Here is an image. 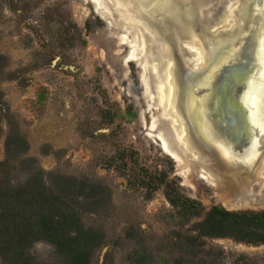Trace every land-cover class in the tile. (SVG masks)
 Listing matches in <instances>:
<instances>
[{
  "label": "rangeland",
  "instance_id": "obj_1",
  "mask_svg": "<svg viewBox=\"0 0 264 264\" xmlns=\"http://www.w3.org/2000/svg\"><path fill=\"white\" fill-rule=\"evenodd\" d=\"M96 5L0 0V179L18 186L43 171L46 184L68 196L84 225L104 232L106 243L92 264H134L136 255L146 264L149 256L151 264H264V245L230 239H201L202 254H185L186 238L202 217H180L166 199V192L172 195L167 184L205 211L264 210L258 174L264 155L256 168L227 164L231 173L203 165L187 139L183 146L182 128L171 117L160 120V88L167 98L172 90L163 85L159 62L167 56L176 67L173 57L149 38L145 72L133 56L131 22L118 21L121 28L113 29ZM221 7L205 12L208 25L216 24ZM187 52L190 65L195 56ZM17 137L26 142L23 149ZM31 252L42 264L58 261L49 243L38 242Z\"/></svg>",
  "mask_w": 264,
  "mask_h": 264
},
{
  "label": "water",
  "instance_id": "obj_2",
  "mask_svg": "<svg viewBox=\"0 0 264 264\" xmlns=\"http://www.w3.org/2000/svg\"><path fill=\"white\" fill-rule=\"evenodd\" d=\"M218 1L119 0V7L113 6V10L117 14H130L145 25L149 35L159 43L170 40L173 46L169 57H173L186 79H196L202 74L189 65L186 43L216 41L209 32L210 25L205 22V12ZM255 1L245 33L232 42L223 43L225 47L219 53L218 65L198 83L191 81L188 89L185 117L192 132L190 141L200 149L203 165L209 167L214 163L215 169L225 173L232 172L226 169L227 164L247 168L264 155V121L255 117L261 108L249 103V100L256 101L259 93L258 89L254 91L256 86L264 91V60L260 58L264 48V0ZM181 9L187 17L175 25L174 18L181 20L177 17ZM245 152L250 154L242 158Z\"/></svg>",
  "mask_w": 264,
  "mask_h": 264
},
{
  "label": "trees",
  "instance_id": "obj_3",
  "mask_svg": "<svg viewBox=\"0 0 264 264\" xmlns=\"http://www.w3.org/2000/svg\"><path fill=\"white\" fill-rule=\"evenodd\" d=\"M15 143L22 149L26 144L21 137H17ZM3 165L5 163H0V168ZM7 180L0 179L1 264H42L31 252L38 242L55 246L56 264H92L95 253L106 243L104 232L87 228L70 205L68 196L55 192L46 184L43 171L33 173L18 186ZM167 188L172 195L166 192V199L179 210L180 217L186 221L202 217L194 223V232L185 241L188 247L184 252L191 259L202 254L198 249L202 248L201 239H230L246 245H264V210L230 211L213 206L205 211L201 203L176 193L171 184H167ZM133 258L134 264H146L142 255ZM152 261L149 256V264Z\"/></svg>",
  "mask_w": 264,
  "mask_h": 264
},
{
  "label": "bare ground",
  "instance_id": "obj_4",
  "mask_svg": "<svg viewBox=\"0 0 264 264\" xmlns=\"http://www.w3.org/2000/svg\"><path fill=\"white\" fill-rule=\"evenodd\" d=\"M107 1L108 2L110 1L109 3L111 4L110 6L112 9H111V11L109 9L108 10L113 15L112 20L114 22L110 18L111 15L108 14L109 11L107 12V10H105L106 7L109 5V3L107 5ZM117 1L119 2V0H104V3H102L99 0H96L97 10H98L100 16L106 22H109V24L111 26H113V29H116V25H117V27L119 26V24H115V23H118V21L124 20V22H125V20H127V22L130 21L132 23L131 24L130 22H128V24L130 23V26H126V27L129 29L128 32L133 34V41H132V45H131V47L134 48L133 56L135 59H138V61L141 62L142 66L145 67V72H146V71H148L146 61H148V59H149V48H150L149 47V38L154 39L155 37L149 35V31L146 29L145 25L140 24L138 21H135L130 14H128V13H126V14L125 13H121V14L115 13V11L113 10V6H115L116 9L119 7ZM255 3H256L255 0H219L216 3L217 5L222 6L218 21L213 26H211L213 23L211 24L209 22L211 24L209 28L212 27L209 32H211L216 37V41L210 42V43H205L202 41L197 42V43H188V46L190 45L189 46L190 49H186L187 51L189 50V51L193 52V54L195 56V60L193 62H191L190 65H193L194 69L196 71H199L200 74L205 73V74H202L199 78L186 79V77L183 75V73L181 71L179 72L178 66L171 67L169 62L168 63L166 62L167 56L165 58L163 57L164 60H166L165 64L161 60H160L161 62H159V63H162L161 66H163L161 68L163 71L162 76H161L163 85L166 87V85L170 84L171 90H172L170 93L169 88H168L169 97L167 98L166 94H165V96L162 95V89H161L162 87L160 88L161 98L159 100V106H160V108H162V115L160 117V120L166 121V119H169L171 117L170 119L172 120V123L173 124L177 123L179 125V127H181L182 130L187 134L186 135L184 132L182 133L183 135L185 134L187 136V138H185L186 136L183 137L184 142H185V143H183V146L187 145V143L189 142L187 146L189 148L191 147L192 150H194L197 153V155H199V157H201L200 158L201 160H203V157L200 153L201 152L200 149L196 148L197 146L195 147V145H193V143H191V141H190V140H192V132L188 126L187 119L185 117V115H187L186 102L188 103V100H189V94H188L189 90L188 89L191 85V81H193V82L196 81L198 83L199 82L198 80L202 79L201 77L208 76V73H211L212 68L214 69V67H216L218 65V63L220 62L219 53L225 47V46H222L223 43L232 42V41L236 40L237 38L241 37L245 33V25L247 24L246 22L250 21V14H251L250 9ZM110 6H109V8H110ZM188 12L193 13V10H189ZM178 14L180 16H177V17L181 20L177 21L174 18V20H175L174 24L175 25L180 24L181 22H184V20L187 17L186 12L183 11V9H181L180 12H178ZM206 20H208V19L205 18V22H206ZM133 23H136V25ZM121 24H123V23L121 22ZM207 25H208V23H207ZM119 27L121 28V26H119ZM118 30H120V29H118ZM125 33H127V32L125 31ZM156 42H158V40H156ZM160 44H162V46H163L161 49L164 50V52H165L164 54L170 56L171 48L173 46V44L170 43V40L164 39L162 41V43L158 42L157 47H160ZM155 49H153V50L155 51ZM154 53H156V52H154ZM157 53L160 54L159 52H157ZM190 54L191 53L188 52L189 56H190ZM161 55H163V53H161ZM156 56H157V54H156ZM260 58L262 60H264V48H263V51L261 53ZM156 59L158 60V58H156ZM159 59H162V57L161 58L159 57ZM144 60H146V61H144ZM174 63H175V60H174ZM161 66H159V67H161ZM173 69L175 72V76L173 73ZM256 89H258V91H259L258 96L256 98V101L251 100V102H250V100H249V103L252 106H257L259 109L261 108L260 113H257L255 115V117L257 118V120L263 122L264 121V107H262V105H264V96H262V94L264 91L262 90L263 91L262 92L260 90V88H257V86H256ZM260 93H262L261 96H260ZM171 94H172V96H171ZM170 96H171V100H170L171 102H169ZM168 105H170V106L168 107ZM180 119H181V121H180ZM182 121L184 124L183 123L181 124ZM183 126L185 127V129ZM176 132L177 131H174L173 133H171V135L176 140L178 139L177 140L178 144H180L181 141H179V140H183V139H181V135L179 136L180 138H177L176 136L179 135V133L176 134ZM186 139L188 142H186ZM181 149L184 150V153H185L184 147H181ZM188 150L190 151V149H188ZM169 154L171 157H174L176 159L177 156L175 157L173 155L175 153L172 154L169 152ZM249 154H250V152H245L242 155V158L248 157ZM260 162H261V160H258V162H257L258 166H260ZM232 165L234 166V164H232ZM255 165H256V163H254V164L251 163L250 167H254ZM255 168H256V166H255ZM258 174L261 177L262 183H264V164L261 167Z\"/></svg>",
  "mask_w": 264,
  "mask_h": 264
}]
</instances>
